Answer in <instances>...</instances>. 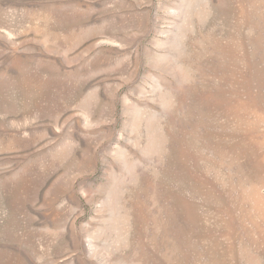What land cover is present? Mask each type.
<instances>
[{
    "label": "rangeland",
    "instance_id": "1",
    "mask_svg": "<svg viewBox=\"0 0 264 264\" xmlns=\"http://www.w3.org/2000/svg\"><path fill=\"white\" fill-rule=\"evenodd\" d=\"M0 264H264V0H0Z\"/></svg>",
    "mask_w": 264,
    "mask_h": 264
}]
</instances>
